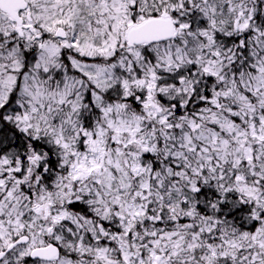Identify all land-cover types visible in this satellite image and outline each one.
<instances>
[{
	"label": "snow or ice",
	"instance_id": "obj_1",
	"mask_svg": "<svg viewBox=\"0 0 264 264\" xmlns=\"http://www.w3.org/2000/svg\"><path fill=\"white\" fill-rule=\"evenodd\" d=\"M0 264H264V0H0Z\"/></svg>",
	"mask_w": 264,
	"mask_h": 264
}]
</instances>
